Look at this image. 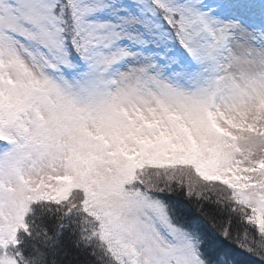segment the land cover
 <instances>
[{"label":"snow or ice","instance_id":"snow-or-ice-1","mask_svg":"<svg viewBox=\"0 0 264 264\" xmlns=\"http://www.w3.org/2000/svg\"><path fill=\"white\" fill-rule=\"evenodd\" d=\"M0 264H264V0H0Z\"/></svg>","mask_w":264,"mask_h":264}]
</instances>
